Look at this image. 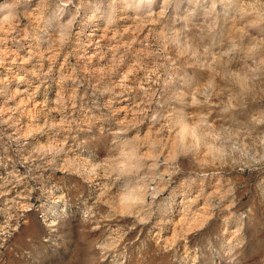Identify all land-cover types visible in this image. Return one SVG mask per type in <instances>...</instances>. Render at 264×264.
Masks as SVG:
<instances>
[{"label":"rangeland","instance_id":"obj_1","mask_svg":"<svg viewBox=\"0 0 264 264\" xmlns=\"http://www.w3.org/2000/svg\"><path fill=\"white\" fill-rule=\"evenodd\" d=\"M0 264H264V0H0Z\"/></svg>","mask_w":264,"mask_h":264}]
</instances>
